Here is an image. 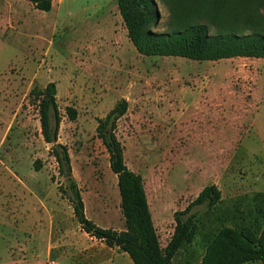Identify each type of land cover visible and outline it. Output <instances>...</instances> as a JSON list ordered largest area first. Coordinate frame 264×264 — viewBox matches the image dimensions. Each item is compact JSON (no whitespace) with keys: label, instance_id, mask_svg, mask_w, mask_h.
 Here are the masks:
<instances>
[{"label":"rangeland","instance_id":"obj_1","mask_svg":"<svg viewBox=\"0 0 264 264\" xmlns=\"http://www.w3.org/2000/svg\"><path fill=\"white\" fill-rule=\"evenodd\" d=\"M155 1L160 19L152 30L166 32L168 10ZM257 11L264 29V0ZM49 83L56 87L58 143L67 148L84 215L95 225L125 230L117 177L96 136L99 120L121 100L128 107L115 136L125 165L144 180L161 247L176 215L195 217L194 239L172 264H199L220 227L264 225V59L142 56L116 0H53L49 12L26 0H0V264H133L87 237L74 217L41 134L39 102ZM213 185L220 202L185 214ZM68 249L74 257L60 262Z\"/></svg>","mask_w":264,"mask_h":264},{"label":"trees","instance_id":"obj_2","mask_svg":"<svg viewBox=\"0 0 264 264\" xmlns=\"http://www.w3.org/2000/svg\"><path fill=\"white\" fill-rule=\"evenodd\" d=\"M34 9L49 12L53 0H26ZM167 8L166 32L152 27L160 19L155 0H116L127 37L136 52L146 57H177L196 62H217L234 58L264 59V29L257 11V0H160ZM211 25L215 33L210 34ZM249 29V33H244ZM55 85L47 84L39 102L43 140L50 145L58 174L67 183L69 202L81 230L110 249L125 253L133 264H172L177 252L195 236L194 215L175 216L173 234L160 245L147 202L143 178L127 168L123 147L115 136L117 122L126 114L128 104L121 100L100 119L96 136L109 155V167L117 177L124 231L100 228L85 217L84 205L71 170L67 148L58 143L60 115ZM70 121L76 111L66 108ZM263 196L259 194L258 197ZM221 200L213 186L205 187L186 208L207 204L212 208ZM264 202V200H263ZM199 264H264V225L257 222L220 227L208 238Z\"/></svg>","mask_w":264,"mask_h":264},{"label":"crops","instance_id":"obj_3","mask_svg":"<svg viewBox=\"0 0 264 264\" xmlns=\"http://www.w3.org/2000/svg\"><path fill=\"white\" fill-rule=\"evenodd\" d=\"M239 59H248V58H239ZM85 235H87L86 233H85ZM87 237H89L88 235H87ZM80 238H82L81 236H80ZM90 239H93V238H91V237H89ZM96 240V239H95ZM98 241V240H97ZM98 242H100V241H98ZM100 244L102 245L103 243L102 242H100ZM105 246V245H104ZM67 248H69V247H67ZM116 250V249H115ZM69 253H68V252ZM67 251H63L62 253H60L57 257H58V260H60V262H61V260H63V259H65V260H71L72 259V257H74V255L72 254V252L71 251H69V249L67 250ZM83 252H87V251H80L79 252V254H81V253H83ZM90 258V257H89Z\"/></svg>","mask_w":264,"mask_h":264},{"label":"built area","instance_id":"obj_4","mask_svg":"<svg viewBox=\"0 0 264 264\" xmlns=\"http://www.w3.org/2000/svg\"><path fill=\"white\" fill-rule=\"evenodd\" d=\"M48 264H59L56 261H50Z\"/></svg>","mask_w":264,"mask_h":264}]
</instances>
